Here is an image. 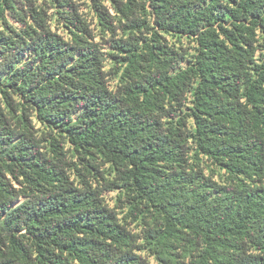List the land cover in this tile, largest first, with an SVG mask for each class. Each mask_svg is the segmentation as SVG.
I'll return each mask as SVG.
<instances>
[{"label":"trees","instance_id":"obj_1","mask_svg":"<svg viewBox=\"0 0 264 264\" xmlns=\"http://www.w3.org/2000/svg\"><path fill=\"white\" fill-rule=\"evenodd\" d=\"M0 264H264V0H0Z\"/></svg>","mask_w":264,"mask_h":264},{"label":"rangeland","instance_id":"obj_2","mask_svg":"<svg viewBox=\"0 0 264 264\" xmlns=\"http://www.w3.org/2000/svg\"><path fill=\"white\" fill-rule=\"evenodd\" d=\"M78 1H80L81 3H87V0H78ZM106 4L109 5V2L106 1ZM110 198H108V199H109V202L112 204V202L110 201Z\"/></svg>","mask_w":264,"mask_h":264}]
</instances>
